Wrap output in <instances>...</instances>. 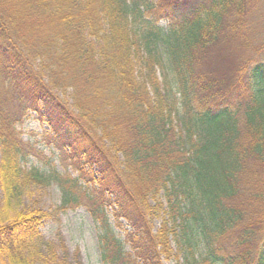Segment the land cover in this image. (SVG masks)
I'll list each match as a JSON object with an SVG mask.
<instances>
[{"label":"trees","instance_id":"trees-1","mask_svg":"<svg viewBox=\"0 0 264 264\" xmlns=\"http://www.w3.org/2000/svg\"><path fill=\"white\" fill-rule=\"evenodd\" d=\"M244 17L245 0H0V72L71 151L97 202L115 208L116 225L126 222L142 264H264V43L237 62ZM6 95L0 179L15 194L30 153ZM45 217L0 227V262L41 256ZM172 238L185 242L183 261ZM121 246L108 227L104 264H137Z\"/></svg>","mask_w":264,"mask_h":264},{"label":"rangeland","instance_id":"rangeland-1","mask_svg":"<svg viewBox=\"0 0 264 264\" xmlns=\"http://www.w3.org/2000/svg\"><path fill=\"white\" fill-rule=\"evenodd\" d=\"M145 1L154 6L158 0ZM158 21V33L165 35L170 24L166 20ZM242 23L244 26L239 30L240 36L234 43L235 52L241 50L240 55L235 53L234 58L237 60L255 57L257 53L254 47L264 43V0H245V17ZM213 60L212 58L210 63L205 64V70L211 71ZM140 66L144 65H138V69L142 70L143 67ZM157 71L163 83L161 86L164 87L163 70L157 67ZM8 77L0 72V96L7 94L2 98V107L6 114L13 115V123L27 145L30 156L20 165L21 173L14 182L15 194L9 190L10 184L3 183L0 179V227L11 224L23 215H46L40 232L49 248L41 256H36L33 263L26 264H104L101 238L108 232V227L119 239L122 250L130 254L137 264H142L125 240V231L128 230L126 222L122 220L123 227H118L115 208L97 202L99 196L95 187L84 182L76 167L71 165V151L54 142L55 135L50 125ZM59 94L69 105L72 104L70 92ZM92 173L97 177L95 170ZM166 209L165 203L164 208L153 218L156 231L166 219ZM92 210L97 213V217ZM172 246L183 261L187 249L185 242L172 238ZM0 264L10 263L1 261ZM164 264L180 263L175 260Z\"/></svg>","mask_w":264,"mask_h":264}]
</instances>
